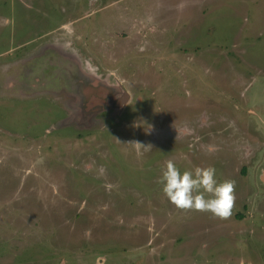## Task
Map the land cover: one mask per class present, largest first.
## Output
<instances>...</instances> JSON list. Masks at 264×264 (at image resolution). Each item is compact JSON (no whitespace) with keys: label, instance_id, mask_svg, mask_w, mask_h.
<instances>
[{"label":"rangeland","instance_id":"rangeland-1","mask_svg":"<svg viewBox=\"0 0 264 264\" xmlns=\"http://www.w3.org/2000/svg\"><path fill=\"white\" fill-rule=\"evenodd\" d=\"M30 5L0 0V264H264V0ZM54 40L57 52L79 51L111 81L137 70L155 90L157 118L162 109L202 107L193 122L219 130L176 132L168 147L164 130L140 140L132 127L118 144L72 126L45 131L62 114L46 99L29 101L34 93L15 67ZM182 138L205 159L222 154L211 167L218 181H235L230 219L178 211L164 196L168 150L181 172L211 165H182ZM152 143L167 150L149 152Z\"/></svg>","mask_w":264,"mask_h":264},{"label":"flooded vegetation","instance_id":"flooded-vegetation-1","mask_svg":"<svg viewBox=\"0 0 264 264\" xmlns=\"http://www.w3.org/2000/svg\"><path fill=\"white\" fill-rule=\"evenodd\" d=\"M32 1L33 0H12V3L14 5L24 4L27 7H31L30 3ZM62 1L66 3L69 0ZM6 19L5 13L0 11V22ZM136 41H138V39L132 42ZM44 44L37 50H33L34 52L23 60L22 66L15 68L22 69L24 84L27 86L28 90L31 89L34 93L28 96L30 99L29 101L34 102L39 99H46L49 103L56 106L55 108H58L59 112L62 114V117L56 119L57 122L61 120L62 122L48 123L46 128L49 127V129L45 130L47 132H55L56 130L72 126L79 131L87 130L88 133H91L90 136L96 133L101 136L102 141L108 140V138L111 137L113 142L117 143V138L119 139L121 136H131L132 127H138L137 131L135 129L136 134H141V136L144 137L140 140H145L150 133L159 135L164 130V133H168V138H170V144L164 145L168 147L172 146V137L176 132H179L180 136H183V133L188 134V132L190 135H196V128L198 135L205 134V131H207L206 134L213 135L215 130H219L216 129V122H214L213 127L204 124V119L198 126L196 125L197 123L195 124L193 122L197 119L199 120V117L204 115L202 113L206 109L202 107L190 113H187L183 106L176 107L169 113H165L164 109H162L159 113L160 118H157V111L154 112L151 105V98H154L156 94L155 90L151 88L150 83L147 85L145 82L137 79V70L132 79L119 82L111 81L109 74L103 73L106 71L101 70L99 65L93 66L89 63H83L79 51L75 53H68L67 51L59 53L57 52L58 49L55 47L56 40ZM11 63L16 66L17 62L12 61ZM2 67L6 70H10L9 68L12 66L5 64L2 65ZM207 110L218 112L211 107ZM250 113L249 111V115H246V117L250 116ZM153 118H155V120ZM188 118L191 119L188 121ZM249 119L251 118L249 117ZM94 123H100V128L103 130L95 128ZM142 123H144V125ZM182 129L187 132H182ZM242 130L244 131L243 128L240 129V131ZM123 131L124 134L122 135ZM100 133L103 135H100ZM104 135L105 138H103ZM147 145L150 148L149 152H155V148L157 147L165 149L157 143ZM118 146L120 147V145ZM180 147L185 154L188 153V159L186 158L187 155L185 156L186 160L181 156L182 165H188L203 159L210 161L211 165L208 166H212V164L221 160L216 157L217 155L221 156V153L214 155L212 152L214 156H212V160L205 159L206 152H199V155L198 153L194 154V151H189L188 147L185 145L184 138H182ZM104 150L109 151V146L105 145ZM168 152L170 157L174 159L175 156L172 155V149L168 150ZM230 156L234 155L230 153ZM223 159H225V157H223ZM108 179L107 177L105 180ZM259 189L261 190L262 188Z\"/></svg>","mask_w":264,"mask_h":264},{"label":"clouds","instance_id":"clouds-1","mask_svg":"<svg viewBox=\"0 0 264 264\" xmlns=\"http://www.w3.org/2000/svg\"><path fill=\"white\" fill-rule=\"evenodd\" d=\"M144 148L139 142L129 143ZM168 201L181 212L210 213L219 220H228L235 208V181H218L214 167L181 170L171 159L158 180Z\"/></svg>","mask_w":264,"mask_h":264}]
</instances>
